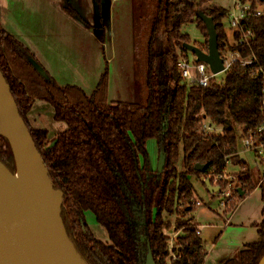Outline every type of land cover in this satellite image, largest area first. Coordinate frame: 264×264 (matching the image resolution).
Listing matches in <instances>:
<instances>
[{
  "label": "trees",
  "instance_id": "16d2710c",
  "mask_svg": "<svg viewBox=\"0 0 264 264\" xmlns=\"http://www.w3.org/2000/svg\"><path fill=\"white\" fill-rule=\"evenodd\" d=\"M95 2L101 10L102 0ZM211 2L133 0L139 74L135 87L140 99L136 102L109 101L108 63L91 95L76 85L60 86L49 74V79L41 77L30 62L36 60L31 50L0 23V71L54 189L64 194L63 223L87 264L206 263L200 223L194 217L198 200L192 181L196 178L206 188L203 178L225 174L230 158L239 155V131L246 133L264 124V73L236 63L223 81L200 88L189 86L177 68L180 59L196 62L185 46L208 51L207 28L199 18L204 14L215 22L222 58L228 53L255 57L264 71V16L244 20V31L250 32L248 43H241L240 32L233 34L231 42L224 22L229 10ZM189 24L200 29L204 43H192L184 31ZM37 102L49 104L53 120L68 126L54 143L47 129L32 126L29 120ZM205 122L220 131L206 133ZM150 140L167 156L161 173L150 167L146 149ZM0 162L10 176L16 175L12 148L2 135ZM235 164L241 172L226 216L257 188L264 201V170L255 174L244 161ZM196 165L208 168L201 173ZM87 213L103 227L108 241L95 237ZM256 227L260 239L240 250V264H260L264 257V210ZM223 264L237 263L229 259Z\"/></svg>",
  "mask_w": 264,
  "mask_h": 264
},
{
  "label": "crops",
  "instance_id": "0c3cea01",
  "mask_svg": "<svg viewBox=\"0 0 264 264\" xmlns=\"http://www.w3.org/2000/svg\"><path fill=\"white\" fill-rule=\"evenodd\" d=\"M132 7L133 0H102L100 12L95 0H0V23L31 50L60 86L76 85L91 95L108 63L109 101L125 102L135 85ZM37 110L47 108L42 104ZM263 210L262 194L258 201L243 199L218 237L228 242L229 236L230 244L222 245L208 264L229 259L240 264V250L260 239L256 225L263 220Z\"/></svg>",
  "mask_w": 264,
  "mask_h": 264
},
{
  "label": "water",
  "instance_id": "95a60500",
  "mask_svg": "<svg viewBox=\"0 0 264 264\" xmlns=\"http://www.w3.org/2000/svg\"><path fill=\"white\" fill-rule=\"evenodd\" d=\"M199 18L207 28L208 51L204 53L194 45L185 46L186 50L196 57L198 63L208 65L213 74H222L224 59L219 52L215 22L204 14ZM30 62L41 77L50 78L39 62L34 59ZM0 135L12 148L16 175L21 172L30 184L27 194L22 196L10 182L16 175L10 176L0 162L6 174L5 177L0 174V264H87L78 254L63 223L61 207L64 194L54 189L45 161L1 71ZM159 156L157 173L164 170L167 158L164 150ZM207 168L208 165L195 166V170L201 173ZM204 186L210 194L219 189L209 181L204 182ZM45 208L50 209L46 219L41 216ZM260 264H264V257Z\"/></svg>",
  "mask_w": 264,
  "mask_h": 264
},
{
  "label": "rangeland",
  "instance_id": "374dc122",
  "mask_svg": "<svg viewBox=\"0 0 264 264\" xmlns=\"http://www.w3.org/2000/svg\"><path fill=\"white\" fill-rule=\"evenodd\" d=\"M212 4L223 7V8H229L233 6L234 0H212ZM260 9L264 12V2H261L259 5ZM225 30L228 34V37L230 38L231 42H233V31L230 27V23L228 22V19L225 21ZM8 29V28H6ZM10 29V28H9ZM10 31V30H9ZM12 31V30H11ZM184 31L190 35V39L192 40V43H204L205 39L203 37L202 32L200 29L196 26V24H189V26L185 27ZM11 33V32H10ZM12 34V33H11ZM190 56L191 53H190ZM136 62L134 63V70H133V82L136 84V75L138 76V64H137V58L134 57ZM106 69V68H105ZM105 71V70H104ZM104 73V72H103ZM139 73H141V70L139 69ZM225 78V72L222 74H219L216 76V81L221 82ZM132 80V79H131ZM136 85H134L132 91L133 95L132 97L128 93L125 100L127 102H136L140 99H138V93L136 91ZM114 101V98H111ZM124 100V98H123ZM44 105L46 106L47 110L45 112H39L37 110L38 105ZM31 113L33 115H29V120L32 124V126H35L39 129H47L49 131V139L50 143H54L56 139V135L60 133L61 131H64L68 128V126L60 121H54L53 120V109H51L50 105L45 103V102H37ZM36 111V112H35ZM38 111V112H37ZM37 115H40L41 117L38 119V121L35 119ZM209 123V122H208ZM218 132L220 129L215 128ZM214 132V128L211 130ZM240 136V131L239 134ZM148 156L150 159V167L153 171H157L158 168V163H159V158H160V153H159V148L158 144L155 140H150L147 142L146 146ZM238 156L236 157H231L228 164L226 171L235 178L238 177V175L241 172V168L239 164H235L236 161H241L245 162L247 166L249 167L250 170H252L255 174H258V172L263 171L262 170V164L260 163V159L256 158V155L253 154L252 152H245L242 147V142L241 138H239L238 142ZM178 169H182V161L179 162L178 164ZM194 187L197 190L196 194V199L200 203V205L197 206V209L195 210L194 217L196 221L200 223V229L202 232L201 238H203L204 243H205V248L207 250V253L211 254L210 259L208 260L207 264L210 263L209 261L212 260V256L215 255V252L220 249L222 245H229L230 244V239L229 236H227L228 242H223L222 240L220 241L219 234L223 230L226 224V219L228 216H225L224 212L225 210L220 207L219 201L217 198L212 199V194L207 191L206 188L203 187V185L198 182L196 178L193 179L192 181ZM261 190L256 189L252 191L251 193L247 194L244 199H248L249 201H258L261 196ZM86 220L87 224H89L93 234L95 235L96 238L103 240V241H108L107 240V234L103 227L98 224L92 213H87L86 215ZM174 233H170L169 235L172 237ZM226 236V235H225ZM228 243V244H225ZM223 252V251H222ZM233 256V255H232ZM230 256V257H232ZM235 259H237V255H234ZM224 259V258H222ZM222 261V260H221Z\"/></svg>",
  "mask_w": 264,
  "mask_h": 264
},
{
  "label": "built area",
  "instance_id": "2783aa9c",
  "mask_svg": "<svg viewBox=\"0 0 264 264\" xmlns=\"http://www.w3.org/2000/svg\"><path fill=\"white\" fill-rule=\"evenodd\" d=\"M254 4L257 5L255 9ZM233 5L234 6L228 11V22L230 23L233 34L241 33V43H248L250 32L247 31V33H245L243 27L244 20L262 17L264 16V12L259 8V0H234ZM223 59L225 73L236 63L241 64L243 67L256 68L259 73H264V71L257 67L258 59L255 57L243 59L237 53H228V56ZM177 68L180 73H182L183 79L189 86L207 88L213 81H216L217 75L210 71L208 65L198 63L197 61L195 62L191 58L190 60L180 59L177 63ZM213 128L214 126L205 122L203 131L209 133L212 132L211 130ZM243 130L244 129H242L240 133L243 150L255 154L256 158L260 159V163L263 166L262 170H264V124L246 133H244ZM202 181H209L212 186L219 188L218 191L213 194H216L220 207L226 210L227 202L233 198L234 191L236 190L237 177L235 178L226 171L223 175H210L208 178H203ZM196 205H200V203L197 202Z\"/></svg>",
  "mask_w": 264,
  "mask_h": 264
},
{
  "label": "bare ground",
  "instance_id": "6f19581e",
  "mask_svg": "<svg viewBox=\"0 0 264 264\" xmlns=\"http://www.w3.org/2000/svg\"><path fill=\"white\" fill-rule=\"evenodd\" d=\"M0 174L5 177V172L0 166ZM11 184L14 186L15 190L20 193L22 196H25L30 188V184L27 181V178L22 175L21 172H18L15 179H10ZM50 212V209L45 208L43 212L41 213L42 218L46 219L48 213Z\"/></svg>",
  "mask_w": 264,
  "mask_h": 264
}]
</instances>
